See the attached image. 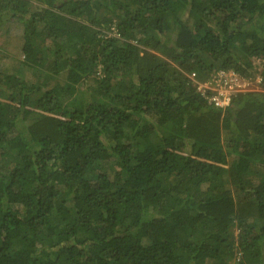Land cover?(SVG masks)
Segmentation results:
<instances>
[{"label": "trees", "instance_id": "trees-1", "mask_svg": "<svg viewBox=\"0 0 264 264\" xmlns=\"http://www.w3.org/2000/svg\"><path fill=\"white\" fill-rule=\"evenodd\" d=\"M9 22L0 264H264V0H0ZM256 60L262 89L200 91Z\"/></svg>", "mask_w": 264, "mask_h": 264}, {"label": "built area", "instance_id": "built-area-1", "mask_svg": "<svg viewBox=\"0 0 264 264\" xmlns=\"http://www.w3.org/2000/svg\"><path fill=\"white\" fill-rule=\"evenodd\" d=\"M190 77H194V73H191ZM250 84L248 79L240 77L231 70H219L198 86L213 106L223 108L229 104L230 98L235 93L252 90Z\"/></svg>", "mask_w": 264, "mask_h": 264}, {"label": "rangeland", "instance_id": "rangeland-1", "mask_svg": "<svg viewBox=\"0 0 264 264\" xmlns=\"http://www.w3.org/2000/svg\"><path fill=\"white\" fill-rule=\"evenodd\" d=\"M21 33L22 26L17 22H9L5 23L0 27V47L5 49L9 58L6 60L7 62H11L14 59H21ZM256 63V71L252 78H249V82L251 89H262V85L260 82L259 72L261 71V62L259 60L255 61Z\"/></svg>", "mask_w": 264, "mask_h": 264}]
</instances>
